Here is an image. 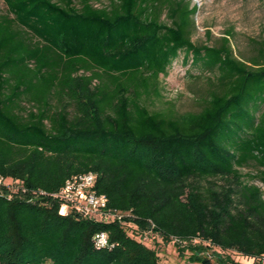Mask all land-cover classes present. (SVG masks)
Returning <instances> with one entry per match:
<instances>
[{"label":"trees","instance_id":"1","mask_svg":"<svg viewBox=\"0 0 264 264\" xmlns=\"http://www.w3.org/2000/svg\"><path fill=\"white\" fill-rule=\"evenodd\" d=\"M96 1L2 0L0 264H178L153 238L190 263L262 264L264 37L239 58L230 31L192 41L191 0ZM181 53L211 74L197 110L155 104ZM89 171L130 218L58 212L52 194Z\"/></svg>","mask_w":264,"mask_h":264},{"label":"rangeland","instance_id":"2","mask_svg":"<svg viewBox=\"0 0 264 264\" xmlns=\"http://www.w3.org/2000/svg\"><path fill=\"white\" fill-rule=\"evenodd\" d=\"M105 2L106 0L96 1L95 5ZM191 3L197 6L194 16L196 29L191 38L194 43L215 44L226 31H230L233 53L243 58L253 54V40L264 37V0H191ZM4 9V3L0 0V10ZM182 55L181 53L172 62L166 75L159 76L163 99L155 104L162 106L164 101L170 100L179 111L197 110L199 96L207 88V77L211 74L197 66L185 64ZM247 171L248 168L242 169L244 173ZM253 182L260 185L257 180ZM153 240L159 245L157 253L162 262L197 264L187 260L188 253L185 257H180L172 241L163 243L160 239L153 238L151 243L148 242L151 247L156 246ZM231 256L244 264H255L252 258L236 253H231Z\"/></svg>","mask_w":264,"mask_h":264},{"label":"built area","instance_id":"3","mask_svg":"<svg viewBox=\"0 0 264 264\" xmlns=\"http://www.w3.org/2000/svg\"><path fill=\"white\" fill-rule=\"evenodd\" d=\"M95 179L96 174L92 171L74 174L66 179L61 189L52 194L61 202L58 212L64 215L73 208L86 217L102 221L124 222L126 217L130 218V211L111 210L107 206V197L94 188ZM2 182L5 181L0 176V183ZM128 225L136 227L131 221ZM150 235V230H144L139 235V239L146 241ZM93 239L96 247H104L108 244V235L104 231L97 232Z\"/></svg>","mask_w":264,"mask_h":264}]
</instances>
